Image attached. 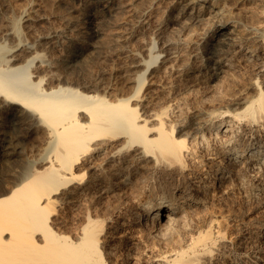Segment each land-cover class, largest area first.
<instances>
[{"label": "bare ground", "instance_id": "obj_1", "mask_svg": "<svg viewBox=\"0 0 264 264\" xmlns=\"http://www.w3.org/2000/svg\"><path fill=\"white\" fill-rule=\"evenodd\" d=\"M195 1L207 5L192 19L194 23L204 20L202 14L220 15L224 8L209 0ZM256 1L257 20L244 30L243 27L242 34L230 37L231 42L223 50L220 48V59L217 58L215 74L230 70L234 77L242 78V90L224 96L228 86L223 95L220 92L217 97L213 95L216 98L211 101V107L206 110L202 107L203 117H197L195 123L193 118L185 133L184 119H178L182 113L172 105L175 103L166 101L164 107L158 108L161 102L148 105L139 96L145 79L150 78H145V74H154L155 67L173 72L177 80L173 74L169 76L174 81L192 80L189 66L173 65L177 56L172 47L174 39L160 40L167 27L162 23L154 26L150 34L154 35L151 39L156 37L160 42L158 46H151L150 40L140 44V54H130L125 68L130 73L127 79L130 87L127 86L131 90L126 89L127 93L119 98L111 99L112 95L107 98L109 93L106 97L101 91L100 94L99 85L90 80L71 86L68 74L60 76L61 73H55L56 68L47 70L38 60L33 63L39 56L33 46L23 45L21 41L4 55L0 51V128H3L0 180L6 176L9 183L0 189V264H109L106 246L114 240L125 243L146 264H264V0ZM102 8L109 11L110 7L94 11L95 19L102 17ZM29 14H24L25 21L31 20L33 14ZM227 19H220L221 28L232 26L233 29L232 23L236 21ZM94 31L97 32V26ZM209 98L212 100V96ZM22 132L36 141L31 146L34 157L28 165L21 166L24 168L17 169L19 165L14 168L17 170L10 169ZM8 169L11 173L6 174ZM232 186L237 187L251 209L249 215L240 219L238 216L243 211L237 213L239 220H235L234 231H230L227 221L223 224L217 219L214 211L231 197ZM125 188H130L129 194H125L127 206L119 201L116 204L119 211L106 208L101 221L89 218L90 215L82 217V223L75 225L73 233L65 234L68 227L61 231L65 218L59 212L65 204L78 196L108 199ZM221 210L217 211L218 215ZM86 215L85 211L82 216ZM130 259H134L132 253Z\"/></svg>", "mask_w": 264, "mask_h": 264}, {"label": "rangeland", "instance_id": "obj_2", "mask_svg": "<svg viewBox=\"0 0 264 264\" xmlns=\"http://www.w3.org/2000/svg\"><path fill=\"white\" fill-rule=\"evenodd\" d=\"M85 1L84 0H0V46H1L0 51L3 53L1 54L4 55L6 53L5 51L12 48L13 45L17 44L16 42L21 41L23 45L33 46L35 50V54L39 56V57H36L33 63L36 62V60H38V62L42 63L43 65H46L47 70L56 68V72L55 71L53 72L58 73V74L61 73L62 75L60 74V76H63V74H68V78L70 79V80L68 79V81H70V83L74 82V84L72 83L70 84L71 86L77 87L78 85H82L85 82L89 83L88 80H90L91 83L93 82L92 84L95 83L99 85V88H98L99 93L101 91V93L102 94L104 93L106 97L108 96V93H109V96L107 98H110L111 95L113 96V97L111 96V99H113L114 97L119 98V97H122L121 96L122 94L124 95L125 93H127V91L130 92L131 90V88L129 89L130 86L128 85V81H127V79L130 76V73L128 74V72L126 71L127 68H125L127 67L126 64L131 59L132 55L130 54H133V53L140 54L139 53L140 44L149 42L150 40H151L150 44L153 43V45L151 46L153 47H155L156 45L158 46L160 42L157 40L156 37L151 39V37H154V35L153 34L150 35V34L153 33L154 26H156L158 23L159 24L162 23L164 27L165 26L167 27L164 28V33L161 35L162 38L160 40L165 41L169 39L170 41L174 39L172 41V43L174 42L172 47L174 48V51L176 52L177 59L175 58L172 61L173 65L175 64L174 65L175 67L176 66L180 67L182 65L189 66L193 72L190 79H192L193 81L189 79L187 81H180V80L174 81L177 79H174L175 76L173 72L163 71V69H157V67H155L153 69L154 74H152L151 76L149 73L145 74V78L148 76L151 78V80H149L150 78H147V80L145 79L146 82H144L139 92V96H143L140 98L143 99L144 103L146 102L145 104L148 103V105H153V104L158 105L161 102L157 106L158 108H161V107H164V105H166L167 102H171V104L175 103L172 105L176 107L175 109H178L180 114L182 113V116L184 115L183 117L179 116L180 118L178 117V119H181V120L182 118L184 119L183 120L184 125H182V128L185 133L186 129L189 128V126H191V123H193V121L197 117H198L197 119H200V117H203L204 115L203 113L205 112L206 108L211 107L213 100H215L219 92H220L219 94L223 95L225 93L227 96L231 92L234 93L236 91L237 93V92H240L239 90H242L241 86H243L242 85L243 80L240 76L237 77V75H235L237 77L236 79V77L233 76L234 74L230 70L228 71H229V74H232V76L228 74V71H225L226 73L223 72V74L221 73L219 75H216L215 73L217 72V69H218V62L220 59L219 57L220 48L221 50H223L226 47V44L231 42L229 40L230 37L233 38V36H235L236 34H242L243 33L242 31L245 29L246 26L252 25L253 21L255 22L257 20V16L255 12V10L257 9L255 7H258V4L256 0H222V1L220 0V2L219 0H213V1L209 0V3L213 2V4L215 3L214 5H217V7H219L220 5L224 7V8H222L221 6L219 7V8H222L220 15L223 16L224 14L223 16L224 18L221 17L219 14H212L213 15L212 16L209 12H206L204 15L202 14V17H204V20L202 19L201 22L198 21L195 23L192 21V19L196 17L195 15L197 16L200 15L203 12L202 10H204V6L207 5V4H203L201 2L195 1V0H184L181 3H176L177 0H88V1L85 0ZM106 6L107 8L110 7L109 11H107L108 9L105 10L102 8V17L95 19L92 15L94 11L96 12L101 7H106ZM27 9H28V13H27ZM21 11L22 12L24 11V13H21ZM30 12H32L31 14H33L34 17L31 14H29ZM225 12L229 14V16L226 15ZM24 14H27V16L28 14L29 16H32V17H29L31 18V20L25 21L27 19V16L25 17ZM233 16H234V19L232 18ZM21 17L22 19L24 18L25 20L24 19L22 20ZM230 17L231 19L229 20L236 21L235 23H232L235 29L233 28L234 29L233 30L231 28L232 26L221 28L222 27L221 22L225 18L226 20H228L227 18H230ZM235 18H238V20L242 18L243 20L241 19V21L239 20L238 22V20ZM253 18H255V20ZM99 19L101 21H99ZM220 19L222 20L221 22H220ZM244 19L246 21L248 20L247 21L248 25H245L247 23ZM251 19H252V22H251ZM97 21H98V24H97ZM211 22L213 23L210 24ZM93 24L95 27L97 26V32L94 31L95 27L93 26ZM207 25L209 29L207 28ZM166 28L167 30H165ZM167 31L169 34L167 33ZM237 31H239L240 33H238ZM167 35H170V37ZM45 37H48V39H45ZM164 37L165 39H163ZM144 39H146L147 41ZM177 40H180L182 44L180 41H177ZM95 45L98 47L95 48L96 47ZM177 47H179L180 50ZM181 50L183 52H181L180 54ZM33 55L34 54H32V56ZM127 58L129 59L128 61H127ZM184 59L185 61H183ZM186 60L189 63H186ZM48 61H51L49 64L50 65L53 64L52 67L49 66ZM179 61H182V62H179ZM195 65H197V67ZM31 67H30V70L32 69ZM64 70L65 71L69 70V71L65 72ZM158 72L159 73L161 72V74H159ZM157 74H159L160 76ZM172 74H173L174 80L170 77L172 76ZM224 74L225 76H223ZM69 75H72V76H69ZM153 75L155 76L153 77ZM226 75L230 77L227 78ZM91 76L93 77L95 81L96 80L98 81V79L100 80L98 82L97 81L95 82L94 80H92ZM220 77H223V78L220 79ZM77 78H78V81L76 80ZM153 78H156L158 80L153 79ZM225 79H227V81H230V82L227 83ZM147 81L149 82V84ZM173 82H176V83L172 84ZM181 82L183 84H181ZM184 83L188 85H185ZM193 83L195 86L193 85ZM180 84L181 86L183 85V87H181ZM224 84L226 85V88ZM202 85H203L202 88L204 89L200 87ZM213 85L215 86L213 87ZM112 86L114 87L112 88ZM189 86L192 87V91H191V87ZM216 86L217 88L215 89ZM228 86L230 87V90L232 91L228 90L229 89ZM219 87L220 89H222V91H220ZM118 88L120 89V91H118L119 90ZM108 89L110 92L107 91ZM126 89L127 91H125ZM154 89L156 91H154ZM206 89H208L207 92H206ZM224 89H227V90L223 92ZM212 90L214 91L212 92ZM215 91H216L215 93L216 95L213 94ZM111 92L113 94H111ZM211 92H212V95H211ZM171 94H173L174 96ZM210 95L212 96V100H210L211 98H209L211 97ZM213 95L216 97L213 98ZM163 96H164V99L162 98ZM170 97L173 98V99L171 98L173 102L169 99ZM203 98L204 99L207 98L205 100H207L208 102L203 101L204 100ZM149 99L151 102L149 101ZM158 99L161 101H159ZM202 107L203 108L205 107L204 108L205 110ZM186 119L188 120V122ZM197 119L194 121V123L197 121ZM25 133L21 134L20 143H19L18 150H17L18 153L14 156L15 159L13 158L12 161L10 162L12 164L11 165L12 167L10 166L11 167L10 169L17 168L19 165L20 166L17 169L19 168L22 169L24 167H21V166L28 165V163H30L29 160L33 159L34 157V152L31 150H33L32 147L35 146L36 141L34 140L33 136H30L27 133L25 135ZM2 138H3V128H0V144H2ZM25 163L27 164L25 165ZM17 169H14V170H17ZM6 171H7L5 172L6 174H8L9 171H10L9 173H11V170L9 169ZM6 179H7V182H6ZM6 183H8V178H6L5 176L3 180H0L1 190H3L7 185L9 186V183L8 184ZM232 187L233 188H232L231 194H234L235 196H233L234 197L233 198L232 195L230 194V196L232 197L231 198L229 196L231 198V201H229L230 198L228 197L229 198L227 199L228 203L226 200V202L223 205L225 207L227 204V206L225 207L226 209L221 205L222 208L219 207L217 208V210H214L216 213L217 219L221 220L223 224H225L224 221L225 222L227 221L226 222L227 225L228 226L231 225L230 231H234V229L236 228L234 226L236 224L235 220H239L240 218H243L246 215H249L251 213L250 207L244 203L243 201L244 199L242 195L239 193L237 187L235 186H232ZM129 189L125 188L127 192L124 189L119 190L118 195L121 198L118 195L117 196L119 198L117 196L115 197L108 196V199L107 197L96 196V195H92L93 199L91 196H78L77 198H75L76 200L74 199L69 204L68 203L65 204L62 207V209H60V212H59L60 217L65 218L63 219L64 227H62L61 231L67 230V227H68L69 229L65 231V234H68L69 232L73 233L75 231L74 228H76V226L78 227L79 222L80 224L82 223L83 221L82 217H89L91 215L89 218L91 219L94 218V220L98 218L96 221H99V220L101 221L104 218L103 216H105L106 208H109V207L110 209L112 208L114 212L116 213L117 211H119L118 210L119 208L116 207L119 203H123L125 204V206L128 205L129 201L126 199V195L129 194V191H130ZM123 190L124 192H121ZM87 197L91 199L90 200V202L92 201L91 203L87 202L89 200L87 199ZM80 198H82V200H84L86 203H84ZM105 198L107 200H105ZM108 200H110V202ZM78 201L79 202L81 201L83 204L79 203ZM111 201H114V202L111 203ZM64 207H66L68 211L64 209ZM227 207H230V208L227 209ZM231 208L232 210L234 209L233 210L234 212L230 210ZM211 209L212 208L210 207L209 210L212 211L213 209L212 210ZM220 209H222L221 214L218 215V213L220 212ZM223 209H224V212H223ZM246 209L248 211L247 213H244L246 212ZM85 211L87 212V215L82 216L83 214L85 215ZM102 211L104 214H102ZM217 211L219 212L217 213ZM225 211H228V212H225ZM242 211L244 214L242 213ZM222 213L224 214L222 215ZM231 213L233 215L235 214L236 215L232 216ZM237 213L238 214L242 213V214L238 216ZM223 216L225 218L227 216H232V217H228L225 219L223 218ZM237 216L238 218L239 217L240 218L239 219L236 218ZM70 221H75V222L70 223ZM228 221H230V223H228ZM110 242L107 244V246H109L111 250L107 248L106 246V249L109 250V252H107L106 250V254H105L109 264H132V263L133 264H146V262H144V259L140 260L139 256H137L136 253H134L135 251L133 252L130 251V249L126 247L125 243L117 241V240L110 241ZM131 253L134 259H130ZM126 254L128 255V257ZM135 257L138 259L137 261L140 260L139 263L135 262V259H136Z\"/></svg>", "mask_w": 264, "mask_h": 264}]
</instances>
